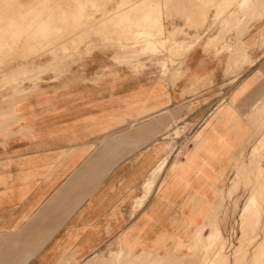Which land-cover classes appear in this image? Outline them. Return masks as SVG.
Returning a JSON list of instances; mask_svg holds the SVG:
<instances>
[{"label": "crops", "instance_id": "0c3cea01", "mask_svg": "<svg viewBox=\"0 0 264 264\" xmlns=\"http://www.w3.org/2000/svg\"><path fill=\"white\" fill-rule=\"evenodd\" d=\"M255 1L243 32L201 39L174 82L176 64L160 73L164 59L94 49L0 92V264H84L109 245L165 253L187 240L264 101V0ZM180 120L195 121L200 150L168 156L146 189L159 137Z\"/></svg>", "mask_w": 264, "mask_h": 264}, {"label": "rangeland", "instance_id": "374dc122", "mask_svg": "<svg viewBox=\"0 0 264 264\" xmlns=\"http://www.w3.org/2000/svg\"><path fill=\"white\" fill-rule=\"evenodd\" d=\"M244 1L0 0V92L9 87L22 90L24 81L34 75L67 70V66L60 65L90 57L94 49L118 61L164 59L160 73L167 75L168 64L181 65L185 54L201 39L217 32L218 43L231 36H223L226 28L229 27L228 33L239 24L242 32L253 17L251 11L256 4L255 0H250L251 6L242 4ZM256 12V16H261V12ZM145 29L148 31L144 32ZM148 43H152L151 46L148 47ZM68 60L71 62L66 63ZM228 63L233 67L237 60L230 59ZM249 120L252 129L247 145L237 148L235 154L230 152L231 164L226 174L214 180L218 186L204 221L188 232L185 242L174 248L176 255L192 254V236L197 230L203 227L204 234L216 226L221 238L209 246V253L219 251L218 255L225 257L227 264H264V101L252 106ZM194 123L175 122L161 133L156 150L167 158L197 153L200 133L193 135ZM193 138L195 145L191 151L187 145ZM249 195L254 204L248 202ZM157 253L159 259L149 255L147 250L133 252L109 245L84 264H104L110 254L120 264H126L127 259L131 264H168V256ZM203 260V257L194 263L181 260L178 264H200Z\"/></svg>", "mask_w": 264, "mask_h": 264}, {"label": "bare ground", "instance_id": "6f19581e", "mask_svg": "<svg viewBox=\"0 0 264 264\" xmlns=\"http://www.w3.org/2000/svg\"><path fill=\"white\" fill-rule=\"evenodd\" d=\"M7 1V0H6ZM10 1V0H9ZM53 1V0H52ZM61 2V1H60ZM81 2V1H80ZM234 2V1H233ZM6 3V2H5ZM72 3H74V2H72ZM239 3V2H238ZM243 3H245V4H250V0H245L244 2H242V4ZM22 4H23V2H22ZM33 4H34V2H33ZM248 4V5H249ZM1 5V4H0ZM8 5V4H7ZM18 5V4H17ZM77 5H78V3H77ZM80 5V4H79ZM231 5V4H230ZM249 6H251V5H249ZM9 7V6H8ZM17 7V6H16ZM28 7V6H27ZM76 7V6H75ZM222 7V6H221ZM50 8V7H49ZM229 8V7H228ZM250 8V7H249ZM253 8V7H252ZM53 9V8H52ZM66 9V8H65ZM34 10V9H33ZM70 11V10H69ZM75 11V10H74ZM68 12V11H67ZM9 13V12H8ZM68 14V13H67ZM67 14H66V16H67ZM70 14H71V12H70ZM56 15V14H55ZM261 15V14H260ZM256 17H260V16H256ZM13 18V17H12ZM251 18H253V17H251ZM250 18V19H251ZM10 20V19H9ZM12 20V19H11ZM12 22V21H11ZM14 22V21H13ZM17 22V21H16ZM193 22V21H192ZM243 22V21H242ZM241 22V23H242ZM19 23V22H18ZM227 24H228V22H226ZM246 23V22H245ZM16 25H17V23H16ZM194 25V24H193ZM225 25V24H224ZM242 25H243V23H242ZM2 26V25H1ZM8 26H10V25H8ZM18 26V25H17ZM239 26H240V24H239ZM15 27V26H14ZM155 27V26H154ZM241 28V27H240ZM148 29V28H147ZM147 29H145L144 30V32H146V30ZM241 30V29H240ZM142 31V30H141ZM148 31V30H147ZM150 32V31H149ZM243 32V31H242ZM148 33V32H147ZM143 34H146V33H143ZM150 34V33H149ZM148 34V35H149ZM151 36V35H150ZM159 36V35H158ZM219 37H220V35L218 34H216V35H212V36H209V37H207V39H206V44H207V46H211V45H215L216 44V42L219 40ZM197 38V37H196ZM51 42V41H50ZM151 44L152 43H148V47L149 46H151ZM146 46V47H147ZM242 47H243V49H244V46L242 45ZM242 49V50H243ZM146 50H148V49H146ZM241 50V49H240ZM239 50V51H240ZM239 51H236V52H238L239 53ZM241 52V51H240ZM231 54V53H230ZM241 54V53H240ZM233 55V54H232ZM132 58V57H131ZM181 61V60H180ZM182 62H183V60H182ZM182 62H181V65H179V66H177V67H175L173 70H171V74H172V77H171V81L172 82H174V80L176 81L177 79H176V77H181L182 76V74H183V70H182ZM229 62V61H228ZM227 65H229V63H227ZM174 67V66H173ZM162 68H165V66L162 64ZM184 69V68H183ZM169 75V74H168ZM160 79V78H159ZM173 85V84H172ZM184 92V91H183ZM182 93V92H181ZM251 113H252V107H251ZM250 115V114H249ZM194 141H195V139H194ZM238 150H239V147H238ZM238 150H237V148H235V150L232 152L231 151V153H237L238 152ZM191 151H192V148H191ZM138 158V157H137ZM166 160H167V155L166 156H163L162 157V159L160 160V162L159 163H157V165L152 169V172H151V175H150V177H149V179L146 181V183H145V187H146V189L147 188H149L151 185H152V183H153V181H154V178L159 174V172H161V170H162V168H164L163 166H165V162H166ZM244 165H246V164H244ZM246 168V167H245ZM244 168V169H245ZM249 168V167H248ZM243 169V170H244ZM251 169V168H250ZM247 170V168L245 169V171ZM250 171V170H249ZM252 171V170H251ZM250 171V172H251ZM247 172V171H246ZM248 174H249V172H247ZM238 174V173H237ZM251 174V173H250ZM251 176V175H250ZM254 176V175H253ZM158 177H159V175H158ZM157 177V178H158ZM249 177V176H248ZM255 177V176H254ZM156 178V179H157ZM251 178V177H250ZM250 178H248V179H250ZM239 179H241V178H239ZM243 179V178H242ZM241 179V180H242ZM253 179V178H252ZM251 180V179H250ZM244 181V180H243ZM249 181V180H248ZM254 181V180H253ZM155 183V182H154ZM239 184V183H238ZM248 184V183H247ZM246 186V185H245ZM151 187H153V186H151ZM151 187L149 188L150 190H151ZM216 189V188H215ZM150 190L148 191V192H150ZM147 192V193H148ZM142 193V192H141ZM151 193V192H150ZM147 195V194H146ZM149 195V194H148ZM143 197H145V196H143ZM143 200H145V199H143ZM140 202V201H139ZM142 202H144V201H141V204H142ZM248 202H250V203H252V204H254L255 203V201H254V199H253V197L251 196L250 197V195L248 196ZM137 203V202H136ZM136 205V204H135ZM140 205V204H139ZM142 206V205H141ZM138 208V207H137ZM202 231H203V227H201V228H199L198 230H197V233L194 235V236H192V246H193V250H194V252L192 253V254H186V255H182V256H178V255H176L175 253H174V249L173 250H169V251H167V252H165V254H166V256H168L167 257V263L168 264H178L181 260H187V261H192V263H194V262H196L197 261V259H199V258H201V257H203V261L200 263V264H227V261H225V257H222L221 256V254H220V256L218 255V252L216 251V250H214V251H212V252H208L207 251V249L209 248V246L212 244V243H214L215 241H218L219 240V238H221V234H219V229L215 226V227H213V229H211L209 232H207V233H202ZM123 238V237H122ZM125 242V241H124ZM121 248V247H120ZM170 248H171V245H170ZM117 251V250H116ZM127 251H129L128 249H127ZM215 252V253H214ZM147 253L149 254V255H151V256H153V257H155L156 259H159L160 258V256H159V254L157 253V252H155V251H152V250H147ZM216 254V255H215ZM161 258H163V257H161ZM104 264H120L119 262H117V258H115V256H113V254H110L107 258H105L104 259ZM126 264H131V262L129 261V259H127V263Z\"/></svg>", "mask_w": 264, "mask_h": 264}]
</instances>
